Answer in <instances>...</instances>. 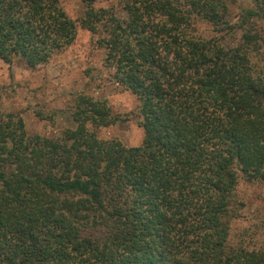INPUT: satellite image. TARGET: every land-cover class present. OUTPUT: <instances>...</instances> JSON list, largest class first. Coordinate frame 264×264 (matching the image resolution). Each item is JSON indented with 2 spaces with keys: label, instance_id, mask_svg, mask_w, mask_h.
Returning a JSON list of instances; mask_svg holds the SVG:
<instances>
[{
  "label": "trees",
  "instance_id": "1",
  "mask_svg": "<svg viewBox=\"0 0 264 264\" xmlns=\"http://www.w3.org/2000/svg\"><path fill=\"white\" fill-rule=\"evenodd\" d=\"M251 1L232 20L228 0H81L73 20L60 0H0L2 61L34 68L85 28L143 131L136 146L98 137L117 116L81 92L55 137L0 112V264H264L263 247L228 240L239 178L264 182V0Z\"/></svg>",
  "mask_w": 264,
  "mask_h": 264
},
{
  "label": "rangeland",
  "instance_id": "2",
  "mask_svg": "<svg viewBox=\"0 0 264 264\" xmlns=\"http://www.w3.org/2000/svg\"><path fill=\"white\" fill-rule=\"evenodd\" d=\"M253 3L228 0L232 20H236L243 7ZM60 5L73 20L83 13L81 0H60ZM256 23L264 35V19L259 18ZM194 29L205 36L213 33L201 21ZM80 92L104 100L111 114L117 116L116 121L96 130L98 137L116 138L126 146L140 145L143 131L138 124L136 96L114 79L112 69L104 62V49L89 30L77 25L73 41L34 68L18 59L11 63L0 59V112L20 113L28 133L55 137L62 128L72 126L70 113ZM236 194L243 205L235 210L237 216L230 222L228 240L264 249V182H248L240 177ZM248 234L252 239H248Z\"/></svg>",
  "mask_w": 264,
  "mask_h": 264
}]
</instances>
